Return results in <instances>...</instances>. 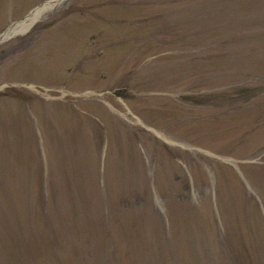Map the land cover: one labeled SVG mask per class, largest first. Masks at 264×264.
Returning <instances> with one entry per match:
<instances>
[{
    "label": "rangeland",
    "instance_id": "rangeland-1",
    "mask_svg": "<svg viewBox=\"0 0 264 264\" xmlns=\"http://www.w3.org/2000/svg\"><path fill=\"white\" fill-rule=\"evenodd\" d=\"M4 84L0 264H264V0H64Z\"/></svg>",
    "mask_w": 264,
    "mask_h": 264
},
{
    "label": "bare ground",
    "instance_id": "bare-ground-1",
    "mask_svg": "<svg viewBox=\"0 0 264 264\" xmlns=\"http://www.w3.org/2000/svg\"><path fill=\"white\" fill-rule=\"evenodd\" d=\"M42 13V11L38 10L36 13L31 14L23 22L13 27L10 31V34L13 36L23 33L34 21L40 19Z\"/></svg>",
    "mask_w": 264,
    "mask_h": 264
},
{
    "label": "water",
    "instance_id": "water-1",
    "mask_svg": "<svg viewBox=\"0 0 264 264\" xmlns=\"http://www.w3.org/2000/svg\"><path fill=\"white\" fill-rule=\"evenodd\" d=\"M59 1H61V0H51V1H49V2H46V3L43 4V5L39 6L38 9H39V8H42L43 6H48V5H51V4L56 3V2H59ZM5 33H6V32H5ZM5 33H4V35H5ZM4 35H3V36H4ZM3 36L0 37V42L3 40Z\"/></svg>",
    "mask_w": 264,
    "mask_h": 264
}]
</instances>
